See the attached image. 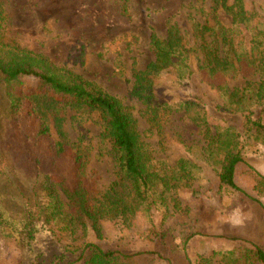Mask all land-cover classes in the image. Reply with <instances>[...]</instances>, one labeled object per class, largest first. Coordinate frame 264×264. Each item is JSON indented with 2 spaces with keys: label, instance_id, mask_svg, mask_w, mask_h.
I'll return each instance as SVG.
<instances>
[{
  "label": "rangeland",
  "instance_id": "1",
  "mask_svg": "<svg viewBox=\"0 0 264 264\" xmlns=\"http://www.w3.org/2000/svg\"><path fill=\"white\" fill-rule=\"evenodd\" d=\"M213 1L0 0L6 12V42L44 54L55 64L82 75L120 99L138 123L154 170L174 168L180 158L201 166L197 179L170 191L177 199L176 208L166 212L158 207L157 223L169 234L171 253L165 255L171 262L156 257L154 264H190L198 257H211L213 264H224L216 253L239 251L251 247L250 244L264 250V194L255 189L256 173L264 175V129L258 130L246 122L251 118L264 126V99L249 111L227 112L218 108L224 97L212 90L197 70L183 81L176 72L165 71L154 83L159 101L170 109L161 110L154 122L145 113L146 106L132 94L134 70H144L154 60L150 48L152 34L164 40L170 25L175 24L186 42L193 44L195 24L210 20L213 25L220 20L231 27V18L223 9L211 13ZM242 1L264 22V0ZM239 26L234 35L236 43L240 39L242 45H247L250 35L244 25ZM257 79V75L247 79L238 76L230 80L229 87L242 90L248 81ZM23 80L29 86L35 84L33 79ZM183 101L199 103L214 124L235 131V146L245 161L235 178L239 190L222 188L219 168L204 161L207 143L200 129L185 118L180 109ZM2 104L4 101L0 100V108ZM0 113V214H4L6 222L12 221V226L0 225V264L27 263L25 250L30 257L34 252L58 248L53 234L62 245L68 246L95 243L127 253L157 248L159 239L151 234L150 225L141 214L130 222L131 227L121 220L103 218L102 238L90 230L85 233L78 229L73 235L46 230L33 242V250L24 248L17 233L23 222L24 204L27 197H33L31 189L38 177L23 138L9 118L1 110ZM73 114L70 113V118ZM84 127L87 135L84 145H88L90 153L86 178L93 195L103 201L115 180L110 143L102 137L98 115L93 114ZM64 130L73 140L78 139L79 133L71 120L65 123ZM62 198L68 214L67 201Z\"/></svg>",
  "mask_w": 264,
  "mask_h": 264
},
{
  "label": "trees",
  "instance_id": "2",
  "mask_svg": "<svg viewBox=\"0 0 264 264\" xmlns=\"http://www.w3.org/2000/svg\"><path fill=\"white\" fill-rule=\"evenodd\" d=\"M220 9L230 16L231 27L224 26L220 20L213 25L210 20L195 24L193 44L186 42L175 24L170 25L164 40L152 34L150 48L154 60L144 70H134L132 94L146 106L145 113L154 122L161 110L170 109L159 101L154 83L165 71L176 72L183 81L197 70L202 80L224 97L218 108L227 112L249 111L263 101L264 22L242 0H214L211 13L216 14ZM5 22L6 12L0 2V100L4 101L0 110L23 138L38 177L31 189L33 197H27L24 204L23 222L17 233L22 237V246L33 250V242L46 230L65 235H73L78 229L85 233L90 230L102 238L103 218L121 220L131 227L130 222L139 214L149 223L151 234L159 239L155 250L127 253L95 243L62 245L53 234L58 248L34 252L30 257L25 250L27 263L20 264H154L156 257L171 262L165 255L171 253L169 234L160 229L157 210L162 207L167 212L176 208L177 199L170 191L197 179L201 166L180 158L174 168L154 170L138 123L120 99L82 75L55 64L44 54L6 42ZM239 25H244L250 35L247 45H242L240 39L236 43L234 35ZM256 75L258 79L248 81L242 90L229 87L235 77L247 79ZM25 78L33 79L35 84L29 86ZM180 109L204 135L207 143L204 161L219 168L221 187L239 190L235 178L245 161L237 152L235 131L214 124L199 103L183 101ZM71 112L74 114L70 118ZM93 114L99 117L102 137L110 143V155L115 163V180L103 201L93 195L86 178L90 153L88 145H84L87 138L84 124ZM68 120L78 131V139L73 140L64 130ZM246 122L258 130L264 129L251 118ZM255 189L264 194V175L256 173ZM62 197L67 201L68 214ZM3 217L1 213L0 225L12 226V221L6 222ZM250 245L239 251L218 252L215 256L224 264L255 261L264 264V250L256 244ZM190 264H213V258L198 257Z\"/></svg>",
  "mask_w": 264,
  "mask_h": 264
}]
</instances>
